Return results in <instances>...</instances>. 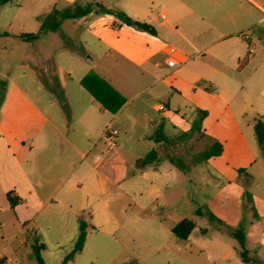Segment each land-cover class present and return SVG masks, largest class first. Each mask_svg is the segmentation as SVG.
Masks as SVG:
<instances>
[{
    "label": "crops",
    "instance_id": "1",
    "mask_svg": "<svg viewBox=\"0 0 264 264\" xmlns=\"http://www.w3.org/2000/svg\"><path fill=\"white\" fill-rule=\"evenodd\" d=\"M159 2L167 8L157 12L133 6L123 11L151 25L153 33L123 24L110 8L111 13L94 11L80 18L109 67H134L140 70L135 80H150L135 95H128L125 85L111 88L106 101L114 111L81 83L88 74L97 83L105 80L101 72L83 68L79 78L63 80L55 74L54 60L50 67L38 53L35 60L22 62L17 79L8 84L4 80L0 214L13 213L18 235L30 231L35 236L38 218L46 227L58 225L46 211L61 205L71 226L84 217L119 251L164 255L171 259L167 264H225L234 250L240 257L239 248H231L220 236L192 238L191 232L180 239L171 230L178 222L167 226L160 214L173 208L186 176L175 163L176 146L196 132L192 124L202 117L199 137L223 146L220 155L204 162L228 182L238 177L246 146L256 138L255 123L264 122V69L257 36L264 34L259 30L264 13L252 0ZM166 36L181 41L173 44ZM39 64L46 75L39 72ZM124 72L132 79L134 72ZM254 112L259 116L252 123L247 115ZM159 125L167 140L155 139ZM113 130L118 131L115 145L109 139ZM152 150L156 158L145 162ZM8 192L16 198L14 207ZM74 233L70 237L77 238L79 223ZM192 258L198 262H190Z\"/></svg>",
    "mask_w": 264,
    "mask_h": 264
},
{
    "label": "rangeland",
    "instance_id": "2",
    "mask_svg": "<svg viewBox=\"0 0 264 264\" xmlns=\"http://www.w3.org/2000/svg\"><path fill=\"white\" fill-rule=\"evenodd\" d=\"M252 1L264 13V0ZM95 2L110 8L113 14L133 6L157 12L167 8L159 0L154 1V6L152 0H11L0 6V32L6 30L13 33V36H0V79L6 80L7 84L17 79L22 62L35 60L38 53L39 57L48 61L50 67V60H54L55 74L63 80H67L69 75L72 78H79L83 68H86L101 72L111 88L125 85L128 95L139 92L150 80H135L140 70L134 67L129 68L126 65L114 69L109 67L104 58L99 56L95 40L85 31L86 21L66 19L62 22L59 32L44 31L33 42L23 41L14 35L39 32L41 18L53 7L64 8L74 4L86 5ZM92 15H95V12ZM263 29L264 26L259 27V30ZM257 36L264 69V34L261 32ZM163 39L173 44L181 41L177 36L176 38L166 36ZM75 51L79 52V56ZM38 70L46 75L43 64L38 65ZM126 70L134 72L130 77L132 79L125 76ZM166 79L172 82L168 75ZM8 93H12L10 88ZM145 93L147 92L141 96H145ZM257 116L259 115L255 112L248 113L247 119L254 123ZM210 119L214 121L215 117L212 116ZM252 141L246 146L245 162L241 165L243 170L239 172L235 181L231 182L219 176L211 165L204 162L202 155L212 144L209 138H200L196 131L179 141L175 157L176 162L185 170L186 176L176 190L177 201L173 208L168 209L165 215L160 214V218L167 226L184 218H191L196 223L192 238L210 239L220 236L231 248L235 246L240 249V244L229 232L241 230L245 235V248L249 251V256L256 259L259 264H264V148L258 144L256 138ZM225 157L221 158L224 163ZM198 209L201 210V215L197 213ZM46 212L59 224L46 227L38 218L34 225L35 236L30 231L18 235L20 226L13 225L11 221L13 213L0 214V264H39L32 249L36 244L35 238L44 244L41 251L44 264L62 262L74 245L76 235L70 236L78 231V222L73 220L71 226L61 205H51ZM208 212L214 213L219 221L211 220ZM92 231L90 229V234ZM118 251L116 247H111L106 235L93 231L87 246H84L82 252L67 264H167V260H171L164 255L150 257L148 253H131L127 248ZM200 261L205 260L200 257ZM190 262L198 260L192 258ZM225 264L252 263L243 262L234 250Z\"/></svg>",
    "mask_w": 264,
    "mask_h": 264
},
{
    "label": "trees",
    "instance_id": "3",
    "mask_svg": "<svg viewBox=\"0 0 264 264\" xmlns=\"http://www.w3.org/2000/svg\"><path fill=\"white\" fill-rule=\"evenodd\" d=\"M11 0H0V6L4 5ZM101 13H111L112 11L110 9H107L106 7L102 6L99 2L95 3H88L86 5L81 4H74L71 6H67L64 8H57L53 7L52 10L43 16L41 18V27L39 32L37 33H19L15 34V36L23 41L26 42H33L36 40L40 33L44 31H52V32H59L61 30V24L66 19H80L83 18L90 13L97 11ZM123 24L127 26H133L139 30L148 31L153 33V27L145 22H141L138 20L132 19L129 15H127L125 12H116L114 13ZM11 34L8 32L0 33V36H10ZM13 36V35H12ZM94 75L88 74L86 75L81 83L82 85L93 95V97L105 108L114 111L111 107V105L106 101V95L109 93L111 87L105 81L104 79H100L97 82L93 80ZM5 87H6V81L0 79V105L3 101L4 94H5ZM202 114L205 116L206 111H202ZM202 120L199 119L198 121L194 122L192 124L191 129L193 131H200ZM255 135L257 138L258 144L264 148V122L261 119H257L255 123ZM155 139L157 141H164L167 140L166 135L163 132V126L159 125L155 131ZM223 151V146L219 141H214V143L205 150L204 154L202 155L204 160H207L211 156H217L220 155ZM157 156V153L155 150L150 151L147 156L144 158L145 162H152ZM177 165L178 162L175 161ZM181 167V165H179ZM243 169H240L239 172H241ZM8 200L11 204V207H14L16 204V198H13L11 196V192H8L7 194ZM197 213L199 215L202 214L201 210L198 209ZM209 218L211 220L219 221V219L211 212L207 213ZM79 223V233L78 236L74 242V245L71 249V251L63 258L62 262L60 264H67L69 261H72L75 259L77 255H79L85 245V242L87 240L88 234L90 229L94 228L91 224L88 223V221L84 217H80L78 219ZM196 223L191 218H184L181 221H179L176 225L172 227V232L179 237L180 239H187L188 236L191 234V232L195 229ZM232 236L237 238L239 240L240 249H239V255L241 259L246 263H252V264H259L256 259L249 256V251L245 248V235L241 230L236 231H230L229 232ZM33 253L38 261L39 264H44V260L41 256V251L44 249V244L38 243L36 241V244L32 247ZM131 264V263H127Z\"/></svg>",
    "mask_w": 264,
    "mask_h": 264
},
{
    "label": "built area",
    "instance_id": "4",
    "mask_svg": "<svg viewBox=\"0 0 264 264\" xmlns=\"http://www.w3.org/2000/svg\"><path fill=\"white\" fill-rule=\"evenodd\" d=\"M251 51H252V49H251ZM117 133H118L117 130H113V131H112V135L109 136V139H110V141H111V145H115V135H116Z\"/></svg>",
    "mask_w": 264,
    "mask_h": 264
}]
</instances>
